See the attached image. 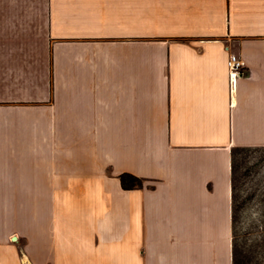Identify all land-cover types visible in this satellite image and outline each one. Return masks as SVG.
<instances>
[{
  "label": "crops",
  "instance_id": "obj_1",
  "mask_svg": "<svg viewBox=\"0 0 264 264\" xmlns=\"http://www.w3.org/2000/svg\"><path fill=\"white\" fill-rule=\"evenodd\" d=\"M233 147L264 0H0V264H232Z\"/></svg>",
  "mask_w": 264,
  "mask_h": 264
},
{
  "label": "rangeland",
  "instance_id": "obj_2",
  "mask_svg": "<svg viewBox=\"0 0 264 264\" xmlns=\"http://www.w3.org/2000/svg\"><path fill=\"white\" fill-rule=\"evenodd\" d=\"M236 236L243 264H264V147L235 152Z\"/></svg>",
  "mask_w": 264,
  "mask_h": 264
},
{
  "label": "trees",
  "instance_id": "obj_3",
  "mask_svg": "<svg viewBox=\"0 0 264 264\" xmlns=\"http://www.w3.org/2000/svg\"><path fill=\"white\" fill-rule=\"evenodd\" d=\"M251 147H233L231 149V171H232V264H243L242 253L239 248L236 236V215H235V152L239 149H248ZM119 180L121 186L124 189H132L136 187H141L143 183V179L137 177L131 173L123 172L119 174Z\"/></svg>",
  "mask_w": 264,
  "mask_h": 264
},
{
  "label": "built area",
  "instance_id": "obj_4",
  "mask_svg": "<svg viewBox=\"0 0 264 264\" xmlns=\"http://www.w3.org/2000/svg\"><path fill=\"white\" fill-rule=\"evenodd\" d=\"M228 70L230 79H234L238 75L244 73V63L240 57L231 54L228 59Z\"/></svg>",
  "mask_w": 264,
  "mask_h": 264
}]
</instances>
